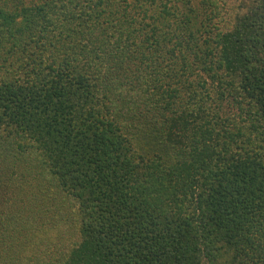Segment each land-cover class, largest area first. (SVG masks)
<instances>
[{"label":"trees","instance_id":"trees-1","mask_svg":"<svg viewBox=\"0 0 264 264\" xmlns=\"http://www.w3.org/2000/svg\"><path fill=\"white\" fill-rule=\"evenodd\" d=\"M0 264H264V0H0Z\"/></svg>","mask_w":264,"mask_h":264},{"label":"rangeland","instance_id":"rangeland-1","mask_svg":"<svg viewBox=\"0 0 264 264\" xmlns=\"http://www.w3.org/2000/svg\"><path fill=\"white\" fill-rule=\"evenodd\" d=\"M50 195H52V194H50ZM50 195H49V196H50ZM49 199H50V201H51V200L53 199V197H50Z\"/></svg>","mask_w":264,"mask_h":264}]
</instances>
